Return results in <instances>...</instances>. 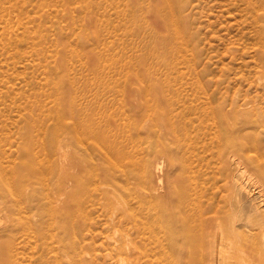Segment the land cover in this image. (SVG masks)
Masks as SVG:
<instances>
[{
    "label": "rangeland",
    "instance_id": "obj_1",
    "mask_svg": "<svg viewBox=\"0 0 264 264\" xmlns=\"http://www.w3.org/2000/svg\"><path fill=\"white\" fill-rule=\"evenodd\" d=\"M69 103L88 110L111 143L136 155V173L146 164L152 178L131 180L146 204L123 229L118 201L85 203L77 262L46 243L60 247V231L72 229L51 219L66 202L60 150ZM263 183L264 0H0V264H192L191 242L165 231L181 207L204 209L201 220L225 230L236 220L209 264H256ZM195 192L202 197L193 200ZM135 202L128 196V207ZM120 229L128 245L111 250L106 236L120 243ZM10 246L11 260L3 255Z\"/></svg>",
    "mask_w": 264,
    "mask_h": 264
},
{
    "label": "bare ground",
    "instance_id": "obj_2",
    "mask_svg": "<svg viewBox=\"0 0 264 264\" xmlns=\"http://www.w3.org/2000/svg\"><path fill=\"white\" fill-rule=\"evenodd\" d=\"M87 111L88 110L86 109H81V106L75 107L73 103H69V106L67 107V111L65 113V119L68 125L65 131L66 144L64 145V148L60 150V155H61V160H62L61 171L63 173V180H62V183L60 184L61 186L60 188H62V191L64 192V195L66 196V200H65L66 202H65L63 211H59L57 214H55L54 212L51 213V219L53 220L52 225L54 227L56 226V223L58 222V220L61 219L62 223L60 224L64 223L63 225L68 226V228H70L69 226L71 225L72 229L70 228L71 231L67 230V232L63 230L60 231V233L63 234V236L60 238L61 239L60 247H57L55 249L49 244V242H46L47 245L52 249V251L53 250L56 251L57 249L60 248L65 253V255L70 258V261H76V262L78 261L79 258L83 259L82 254L80 252L77 251L78 255L75 254L76 252L75 249H76V245L78 242L77 223H80V219H81L80 216L82 215V211L84 210L85 203L87 201H99V200L101 201V199L105 201H118L119 207L117 208V211L115 212L117 213L115 217H119L117 218L118 223H119L118 225L119 226L124 225V224L128 225V217L137 219L139 212L146 204L144 203L145 200L137 194L138 190L136 186L135 187L131 186V183H132L131 180L136 179L137 177V179H140L142 183L146 185L150 183L152 180V178L148 175V166L146 164L145 166H142V169L139 174L136 173V170L139 169V163L136 159V155L132 153L129 154L128 152H124L120 150L119 148H117L114 145V143H111L112 140H110L109 136L107 135L106 129L102 128L99 125L95 126L94 122L91 121L92 118H90L89 113ZM95 118L96 117H94L93 120H95ZM85 120L88 121V126H84L82 124V122ZM91 123H93L94 125ZM243 151H245L244 148L242 147L238 148L239 153ZM230 155L234 156L236 154L233 151V152H230ZM158 156L159 158L160 156L163 157V154L160 155L159 153ZM118 157L121 159V162L123 164L115 168L113 167L112 163L114 159ZM221 158H223L222 154H221ZM128 164L132 167L134 166L137 169L133 167V169L129 171ZM161 164L162 162L158 163L157 165L158 170L163 169ZM173 165L175 166V164L172 163V166ZM239 165H240V168L238 170L240 174H244L243 168L245 166L241 167L240 163ZM142 171H143V174L140 175ZM85 176H87L88 178L87 181L84 180ZM233 182L238 183V186L242 188H244L245 186V184L243 185V181H240L239 178L237 179L233 178ZM108 187H111L112 189ZM156 191L154 192L156 193ZM260 192L262 193L263 190H260ZM96 193H100L101 197H98ZM108 193L114 194L115 197L113 200L107 197ZM168 194L169 193H167L164 196H168ZM128 196H130L132 199H135L136 201L135 206L131 204L128 207ZM200 197H202V193L195 192L193 200H198ZM167 205H170L168 201H167ZM182 206H185V205H182ZM187 206L188 204H186L185 207L187 208ZM135 210L137 211L135 212ZM190 211L192 212L190 213ZM190 211H186V209L182 211V207H181L180 215L178 216L179 218L177 219V222L168 223L167 229L165 231L169 233V237L171 235L170 237L171 239H174V241L178 240L177 244L182 245V242L186 240H189V242H191L190 251L193 253L190 252L189 255L193 254L194 259L196 260H191V256H192L191 255L189 256L190 261H193V263L195 264L196 263L209 264L210 262L209 253H211V251L218 252V251L223 250L222 248L224 247L223 244H224V237H225L223 235L224 232L228 230V228H229L228 231L231 234H236V231H238V229H236V226H237L236 220L232 221L231 224L228 226V228L225 230L224 227L220 223L219 224L216 223L215 226L213 227V225H210V223L203 222L201 220V217L205 215L206 211H204V209H199L197 211H195L194 209V211L193 210H190ZM187 212H189L190 214H188ZM109 216L112 219L115 218V217L113 218L114 216L113 212H111ZM248 221H246L245 226H249L250 227L249 231L251 232L253 228H252V225L249 223L251 221L249 222ZM176 226H178L177 230H176ZM212 227L217 229L215 231V235H213L214 238H210L211 237L210 230L212 229ZM126 229L127 228L125 227L124 230ZM106 237L110 239V241L112 240L114 241L112 243V248H111V250L113 249L114 251L124 250L123 249L124 244L128 245V242H129V241H126L125 239L126 237H128V235L126 233H123L122 230L120 232V237H119L121 238L120 243L117 242L118 239H115L112 236V234H109ZM239 245L240 244L236 245V249L239 247ZM256 247L257 245L255 246V248ZM12 248L13 247L11 246L6 247V252L3 251V255L9 260H11L12 258L15 259L14 258L15 251H13ZM238 249L240 250V248ZM260 250L262 251H257L258 255L255 256V258L258 256L257 258L258 262L254 257H252L253 259L256 260V264H264V249L260 248ZM182 251L184 252L183 246L177 248V256L183 260L184 257H183ZM196 255H198V257ZM216 255H218V253ZM235 258H238V256ZM235 258L233 257V259ZM217 259H220V257L217 258L216 256V260ZM187 261L189 262V260ZM238 262L236 261L237 264ZM251 262L252 261L250 260V263ZM181 264L183 263L181 262Z\"/></svg>",
    "mask_w": 264,
    "mask_h": 264
}]
</instances>
